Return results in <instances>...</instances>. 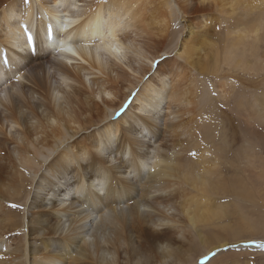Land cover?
I'll list each match as a JSON object with an SVG mask.
<instances>
[{"label":"bare ground","instance_id":"obj_1","mask_svg":"<svg viewBox=\"0 0 264 264\" xmlns=\"http://www.w3.org/2000/svg\"><path fill=\"white\" fill-rule=\"evenodd\" d=\"M147 1L92 0L80 10V0H0V140L15 146L8 155L0 149L3 160H8L0 163V180L6 181L4 172L17 175L19 161L25 177L18 202L32 196L29 212L46 200L44 191L58 195L56 202L48 203L52 206L48 212L39 209L37 215L22 219L18 225L22 234L15 239L6 240L0 226V242L11 248L0 250V264H189L191 231L198 233L208 254L226 246L196 230L213 218L222 219L226 211L215 208L209 197L220 184L214 179L218 159L208 158L206 144L207 131L216 130L215 119L201 118L199 133H193L195 126L186 121L195 113L196 101L179 82L186 67L202 76L217 73L219 48L206 33L193 51L182 50L189 56L184 62L178 48L199 35L203 10L189 13L181 0H174L178 6L174 11L183 19L184 33L178 37L179 30H171L173 10H152ZM214 1L219 0H198L209 7ZM171 32H176L172 39ZM170 43L176 53L162 57ZM206 43L207 55L202 51ZM239 44L224 50L225 60L235 67L246 64L237 53L242 50ZM127 53L131 56L124 63ZM68 60L81 65L71 68ZM53 72L62 81L60 88L53 86ZM89 76L97 77L90 88L85 81ZM59 92L64 93L65 109ZM35 96L37 103L32 104ZM96 98L102 104L95 103ZM164 107L167 113L161 117ZM180 115L188 117H181L182 122L174 119ZM194 120L193 116L191 125ZM83 131H89L86 138L79 134ZM176 134L194 142L187 151L178 149V140L169 145L168 138L177 139ZM76 136L84 141L76 143ZM66 175L74 182L67 177L60 182ZM27 202L21 203L25 209ZM175 205L177 215L171 217L140 210L163 207L166 212ZM7 209L0 199V215ZM178 214L185 220H176ZM64 219L69 222L67 230ZM91 221H97L95 226ZM138 226L146 230L130 232Z\"/></svg>","mask_w":264,"mask_h":264},{"label":"rangeland","instance_id":"obj_2","mask_svg":"<svg viewBox=\"0 0 264 264\" xmlns=\"http://www.w3.org/2000/svg\"><path fill=\"white\" fill-rule=\"evenodd\" d=\"M168 1L169 0H148L146 4L149 2L147 4L148 7L157 11H170L172 9V16L175 20H171V30H177L176 32L179 30L178 33L180 34L177 36L181 37L182 33H184V31L182 32V29H180L183 19L180 15L178 17L177 13L174 11L175 8H178L176 4L177 1L170 0L169 3ZM91 3L92 0H80L78 6H80V10H82ZM181 5L185 6L186 9L189 10V13L200 9L203 10L201 13L203 16L202 21H205L199 35L195 34L194 40H186L187 44H184V48H178V52L183 57L184 62H186L189 56L188 54H186L187 56L184 55L182 50L186 52L193 51L191 47L200 46L203 42L201 36H204L206 33L210 36L212 42L217 43L220 52V56L218 57L219 69L217 73L202 76L198 71H194L193 68L186 67L185 70L187 74L184 78H180L179 82L183 86H185V84L187 85L185 89L190 92L191 97L196 101L194 105L196 108L195 113L190 119L192 120L194 116V125L190 124V120H185L186 125L195 126L193 133H195V131L199 133L201 118L209 119L213 117L215 119L216 125H214L216 126V130L209 129L207 131L208 141L205 142L208 144L207 152L210 154L208 158L211 159L215 156L218 159L219 166L216 168L217 175L216 177L214 176V179L220 184L214 191H211L213 193H210L211 195H209V197H211L212 203L215 204V208H223L227 213H225L224 217H221L222 219L213 218L208 224L202 223L196 228L198 232L207 236V238H217L220 242L224 244L227 243L226 246L212 252L213 254H208V252L204 251L198 239V233L191 231L189 235L190 242L188 244V249L190 251L192 250L189 264H264V248L259 247V245L264 244V27H260V22L264 19V0H237L236 2L233 0L220 2L219 0L218 2L214 1V5L211 7L200 4L198 0H191L190 3L181 0ZM155 15L158 16L159 13ZM193 16L196 17L197 13H193ZM194 29L196 30L195 26ZM149 32L154 34L152 30ZM176 32H171L170 39L175 37L174 35H176ZM185 33H187V31H185ZM185 37H187V35H185ZM35 39L36 35H34V41ZM239 43H241L240 47L242 50H239L237 53H240L244 57L246 64L241 67H235L225 60L224 50L230 48L232 45H240ZM30 44L32 45V43H29V45ZM207 44L208 43L205 44L202 50L205 55L209 53V49L206 47ZM44 45L47 46L48 43ZM30 47H33V45ZM174 48V44L171 43L168 44L167 47L165 46V52L167 54H162V57H173L176 53V49L174 50ZM37 54L38 52L33 51V55ZM54 54L50 55L53 56ZM130 56L131 55L127 53L126 57L123 59L124 63L129 61ZM213 62L214 59H212L211 64ZM80 63L79 60L67 61V64H69L71 68H77L78 65H81ZM95 79H97L95 76H89L88 79H85L88 88L91 86L90 82H93ZM52 80L53 86L61 87L62 81L55 72L52 74ZM62 86L65 87V85ZM58 96L61 106L65 109V100L62 98L64 93L59 92ZM94 102L102 104V99L96 98ZM34 103H37L36 96L32 101V104ZM22 110L25 111L24 109ZM124 111V109L120 110L117 113L118 116H121ZM200 111H202L203 114H199ZM42 112L43 109H40V113ZM161 113V117L165 116L167 108L164 107L161 109ZM186 116L187 115H180L179 117L171 118L176 120L179 119L182 122L181 117L187 118L188 116ZM164 120L165 118H162V121ZM32 122L36 123L35 121ZM96 125L101 127L102 124L97 121ZM9 130L10 128L8 132ZM87 132L89 131H83L79 134L86 138ZM81 136H76V143L84 141ZM176 136L178 138H175V141L172 136L168 138L170 140L169 145H172L173 142L175 143L178 140V144H180V148L178 149L180 150H182L181 147H184V151H187L190 146H192L191 144L194 143L189 142L186 136L179 134H176L175 137ZM179 137L182 139L180 138L181 140H179ZM203 137L205 136L203 135ZM1 141L2 139L0 140L1 151L4 150L6 155L10 154V152H14L15 146ZM191 150L193 151V149ZM190 151L188 153H190ZM188 153L184 152V155ZM111 154L112 153L109 152V155ZM13 156L17 158V155L14 153ZM1 158L3 160V156L0 155V159ZM190 158H192V155ZM6 162H8V160L0 161V163L3 164ZM9 164H11V167L13 166V163ZM113 164H116L115 161ZM17 165L19 169L17 175L4 172L2 176L7 177L5 178L6 181L1 182L0 180V199L5 202L9 208L2 216L0 215V226L3 229L1 230L7 234L6 240L11 236L12 239H15V235L22 234L20 231L23 230V227L18 228V225L22 222L24 217L27 220V218L31 217V214L37 215L39 209H42L41 212H48L49 209L52 208L48 203L58 200V195H48L50 194V190L48 189L42 194L46 200L41 201L37 208L29 212L27 209L31 203L32 196L26 201L23 200L18 202V200L21 199V193L24 191L21 190L17 193L20 188H24V172L21 170L19 161ZM66 177L71 178V175H66L65 178L61 177L60 182H64ZM72 182H74L73 178L69 180V183ZM28 189L32 190L33 193L37 191L35 188L30 189L29 185ZM101 194L103 196V192ZM62 199L66 200V203L69 202V197ZM22 202H27L26 209L23 208ZM86 206H88V204H86ZM124 206L125 204H123V207ZM170 207L168 206L165 208L166 212L163 207H155V210H157L155 211L150 207L143 206L140 210L142 214L154 212L152 215H155V213L158 212L159 215L156 213L157 216L165 215L171 217L173 214L177 215L175 209L176 207L178 208V206L175 205L172 208ZM100 208H103V206H100ZM80 209H83V207H78V210ZM169 209H174L175 211ZM13 210L14 213H12ZM241 215L244 216L243 218H245V221L240 219ZM179 218L185 220L183 216L181 217L178 214L176 220ZM92 221V225L95 226L97 221ZM63 223L67 230L69 228L68 219H64ZM247 224L253 225L254 229H249ZM144 229L146 230V228H139L138 226L136 229L130 230V232L139 234L143 232ZM162 229L163 228L160 230ZM4 246H8V242H0V250L2 253L11 251L9 246V250L6 248L4 250ZM199 249H203V251ZM75 252H77V250ZM124 264H127V262Z\"/></svg>","mask_w":264,"mask_h":264},{"label":"snow or ice","instance_id":"obj_3","mask_svg":"<svg viewBox=\"0 0 264 264\" xmlns=\"http://www.w3.org/2000/svg\"><path fill=\"white\" fill-rule=\"evenodd\" d=\"M25 31H27V29H25ZM49 36L51 35V29H48V33H47ZM28 43H31L32 42V37L29 35L28 36ZM259 247H261V248H264V244H262V245H259Z\"/></svg>","mask_w":264,"mask_h":264}]
</instances>
